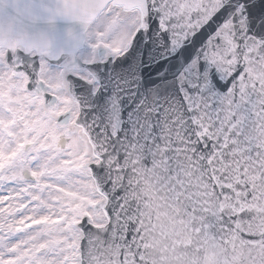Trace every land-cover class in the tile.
Masks as SVG:
<instances>
[{"label":"snow or ice","instance_id":"6c2138e0","mask_svg":"<svg viewBox=\"0 0 264 264\" xmlns=\"http://www.w3.org/2000/svg\"><path fill=\"white\" fill-rule=\"evenodd\" d=\"M0 264H264V0H0Z\"/></svg>","mask_w":264,"mask_h":264}]
</instances>
